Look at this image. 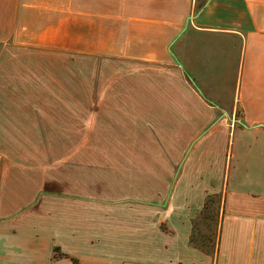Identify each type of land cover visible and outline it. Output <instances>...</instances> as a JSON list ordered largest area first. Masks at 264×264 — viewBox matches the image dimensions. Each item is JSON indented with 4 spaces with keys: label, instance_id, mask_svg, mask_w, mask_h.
Instances as JSON below:
<instances>
[{
    "label": "crops",
    "instance_id": "obj_1",
    "mask_svg": "<svg viewBox=\"0 0 264 264\" xmlns=\"http://www.w3.org/2000/svg\"><path fill=\"white\" fill-rule=\"evenodd\" d=\"M70 258L264 264V0H0V264Z\"/></svg>",
    "mask_w": 264,
    "mask_h": 264
},
{
    "label": "trees",
    "instance_id": "obj_2",
    "mask_svg": "<svg viewBox=\"0 0 264 264\" xmlns=\"http://www.w3.org/2000/svg\"><path fill=\"white\" fill-rule=\"evenodd\" d=\"M213 199L212 197L209 196V198H207L205 205L203 207V211L200 215L196 216L195 219L192 221V230H191V234L189 236V244L192 245L193 247H196L200 250H202L203 252L207 253V254H212L215 250V246H216V241H217V234H218V230L215 231V238H214V242L211 245L210 242L213 241V237L211 236V233L207 235L206 232H210V220L212 215L210 214V200ZM208 211V212H207ZM203 216V220H202V224L200 225L199 223V219H201V217ZM207 220V223H206ZM203 229L204 230L203 232ZM57 250V249H56ZM71 261L73 262V264H80L79 261L75 258H70Z\"/></svg>",
    "mask_w": 264,
    "mask_h": 264
},
{
    "label": "rangeland",
    "instance_id": "obj_3",
    "mask_svg": "<svg viewBox=\"0 0 264 264\" xmlns=\"http://www.w3.org/2000/svg\"><path fill=\"white\" fill-rule=\"evenodd\" d=\"M159 197H161V193L159 194ZM151 203H156V201L151 202ZM154 205V204H153ZM210 214L212 215L211 220H210V232H206L207 235L208 233H211V236L213 237V241L210 242L211 245L214 242V238H215V231H217V227H218V216H219V208H220V196L218 194H215L213 199L210 200ZM208 212V211H207ZM202 220H203V216L201 217V219H199V224H202ZM207 223V220H206ZM206 229H203V232ZM207 231V230H206Z\"/></svg>",
    "mask_w": 264,
    "mask_h": 264
}]
</instances>
